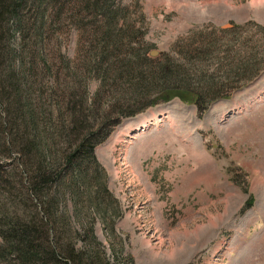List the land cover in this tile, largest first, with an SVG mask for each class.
I'll return each instance as SVG.
<instances>
[{"label": "rangeland", "instance_id": "1", "mask_svg": "<svg viewBox=\"0 0 264 264\" xmlns=\"http://www.w3.org/2000/svg\"><path fill=\"white\" fill-rule=\"evenodd\" d=\"M138 1L148 57L179 64L185 84L115 127L108 120L126 99L104 94L111 133L95 156L109 195L97 215L85 203L75 216L67 199L63 212L79 233L92 224L109 264H264V0ZM135 2L121 0L132 20L139 17ZM52 43L47 55L58 76L55 85L47 73L44 90L56 89L58 102H79L86 85L89 105L100 83L85 69L78 33L63 28ZM248 70H258L249 83ZM228 78L236 81L229 96L201 114L190 92ZM140 125L146 130L137 132ZM3 204L10 207L1 197Z\"/></svg>", "mask_w": 264, "mask_h": 264}, {"label": "trees", "instance_id": "2", "mask_svg": "<svg viewBox=\"0 0 264 264\" xmlns=\"http://www.w3.org/2000/svg\"><path fill=\"white\" fill-rule=\"evenodd\" d=\"M135 7L137 20L121 0H0V198L10 204L0 206V264H109L92 224L79 233L63 212L67 199L75 216L83 215L85 203L97 215L100 198L109 195L95 156L111 133L105 130L104 94L113 90L112 100L126 99L115 106L116 119L108 120L115 127L167 102L185 84L179 64L148 57L138 0ZM67 27L78 33L85 69L100 83L89 105L86 85L79 102H58L56 89L44 90L45 75L55 85L58 76L47 48L53 33ZM257 72L248 70L243 79L249 83ZM209 82L202 94L190 92L201 114L228 97L236 81ZM146 91L167 94L149 99Z\"/></svg>", "mask_w": 264, "mask_h": 264}]
</instances>
